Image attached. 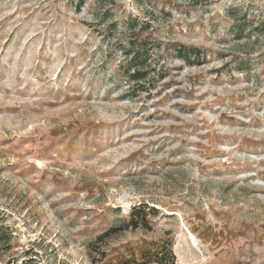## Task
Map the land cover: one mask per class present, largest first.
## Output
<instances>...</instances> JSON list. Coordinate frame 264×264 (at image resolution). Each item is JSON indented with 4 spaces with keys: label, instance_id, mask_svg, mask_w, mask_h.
Instances as JSON below:
<instances>
[{
    "label": "rangeland",
    "instance_id": "obj_1",
    "mask_svg": "<svg viewBox=\"0 0 264 264\" xmlns=\"http://www.w3.org/2000/svg\"><path fill=\"white\" fill-rule=\"evenodd\" d=\"M0 264H264V0H0Z\"/></svg>",
    "mask_w": 264,
    "mask_h": 264
},
{
    "label": "trees",
    "instance_id": "obj_2",
    "mask_svg": "<svg viewBox=\"0 0 264 264\" xmlns=\"http://www.w3.org/2000/svg\"><path fill=\"white\" fill-rule=\"evenodd\" d=\"M131 21H129L130 23ZM243 23H238V24H235L231 27L230 31L233 35L237 34V36H239V33L242 31V29L244 28L243 27ZM133 44V43H132ZM130 51L131 52H134V58L135 60H138V55H139V51L135 52V49H133V46L130 45ZM140 61H137L134 65L135 67L136 66H139L141 63H139ZM145 75L143 74L142 71H137L135 73H133L132 75H130L129 77L130 78H136L135 80H140V79H143ZM152 214L154 215V213L152 212ZM148 216L147 212L145 211L144 208H138L136 210H134L131 215H130V219L131 218H136V223H133L131 222L130 225H128V227H131V228H137L139 226H141V224L144 223V221L146 220V217Z\"/></svg>",
    "mask_w": 264,
    "mask_h": 264
}]
</instances>
